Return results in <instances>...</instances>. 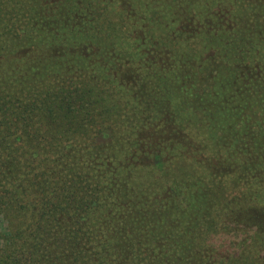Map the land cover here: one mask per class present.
I'll use <instances>...</instances> for the list:
<instances>
[{
    "label": "trees",
    "instance_id": "16d2710c",
    "mask_svg": "<svg viewBox=\"0 0 264 264\" xmlns=\"http://www.w3.org/2000/svg\"><path fill=\"white\" fill-rule=\"evenodd\" d=\"M1 218L0 264H264V0H0Z\"/></svg>",
    "mask_w": 264,
    "mask_h": 264
},
{
    "label": "rangeland",
    "instance_id": "374dc122",
    "mask_svg": "<svg viewBox=\"0 0 264 264\" xmlns=\"http://www.w3.org/2000/svg\"><path fill=\"white\" fill-rule=\"evenodd\" d=\"M6 231H7V222L4 218H1L0 219V232H6Z\"/></svg>",
    "mask_w": 264,
    "mask_h": 264
}]
</instances>
